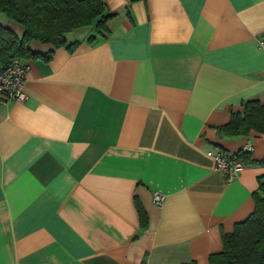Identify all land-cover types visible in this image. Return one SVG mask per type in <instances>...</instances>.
I'll return each instance as SVG.
<instances>
[{"label": "crops", "instance_id": "obj_1", "mask_svg": "<svg viewBox=\"0 0 264 264\" xmlns=\"http://www.w3.org/2000/svg\"><path fill=\"white\" fill-rule=\"evenodd\" d=\"M104 1L0 104V264H217L264 176V133L217 130L264 102V0ZM248 142L227 179L210 151Z\"/></svg>", "mask_w": 264, "mask_h": 264}, {"label": "trees", "instance_id": "obj_2", "mask_svg": "<svg viewBox=\"0 0 264 264\" xmlns=\"http://www.w3.org/2000/svg\"><path fill=\"white\" fill-rule=\"evenodd\" d=\"M104 0H0V12L23 27L21 34L0 22V68L6 67L12 57L22 59L43 56L49 58L53 49L36 51L34 41L66 45L65 34L75 28L89 26L96 20L97 33L105 34L107 21L115 13L106 12ZM95 36L89 38L94 40ZM77 44V43H75ZM75 44L69 45L73 47ZM6 100L0 96V104ZM219 135L248 134L252 130L264 133V102L250 99L243 103L242 111H233L230 120L218 126ZM233 157L244 164L258 162L251 151L240 149ZM264 164V158L259 161ZM254 211L235 224L233 231L222 232L223 249L212 253L210 261L217 264H264V176L253 193ZM141 220L145 215L139 207ZM185 264H196L189 262Z\"/></svg>", "mask_w": 264, "mask_h": 264}, {"label": "built area", "instance_id": "obj_3", "mask_svg": "<svg viewBox=\"0 0 264 264\" xmlns=\"http://www.w3.org/2000/svg\"><path fill=\"white\" fill-rule=\"evenodd\" d=\"M260 47L264 48V34L257 37ZM28 65L20 57H12L10 63L3 68H0V96L7 100L10 98L26 99L27 94L22 89L26 78ZM246 150L252 151L253 144L248 142L245 146ZM214 156L217 168L225 174L227 179H232L238 175L244 168L245 164L242 160L233 157L224 151H210ZM153 199L161 204L165 199V194L162 192H154Z\"/></svg>", "mask_w": 264, "mask_h": 264}, {"label": "rangeland", "instance_id": "obj_4", "mask_svg": "<svg viewBox=\"0 0 264 264\" xmlns=\"http://www.w3.org/2000/svg\"><path fill=\"white\" fill-rule=\"evenodd\" d=\"M3 17H4L5 21L8 23V24H6L7 26L13 28L17 33H19V34L21 33L23 27L19 23L10 20L6 16V14H3Z\"/></svg>", "mask_w": 264, "mask_h": 264}]
</instances>
